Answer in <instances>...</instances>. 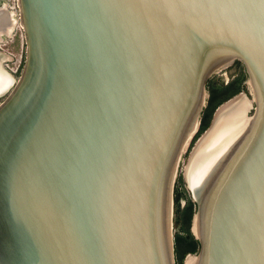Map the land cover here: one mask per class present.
<instances>
[{"label":"water","instance_id":"1","mask_svg":"<svg viewBox=\"0 0 264 264\" xmlns=\"http://www.w3.org/2000/svg\"><path fill=\"white\" fill-rule=\"evenodd\" d=\"M16 6L14 82L0 52V95L13 82L0 102V264H174L179 159L207 79L234 60L252 106L219 103L185 163L188 264H264V0Z\"/></svg>","mask_w":264,"mask_h":264},{"label":"rangeland","instance_id":"2","mask_svg":"<svg viewBox=\"0 0 264 264\" xmlns=\"http://www.w3.org/2000/svg\"><path fill=\"white\" fill-rule=\"evenodd\" d=\"M2 8H6L9 11L13 10V12H15L16 15L18 13L17 6H16V0H0V9ZM18 28L20 27L17 26L14 29L13 33L11 34H8V35L3 34L1 36L2 38L1 39L2 41L0 42V52L1 53L13 52V53H16L17 55V53L19 52V39H20L19 35L23 38L22 31L21 29H18ZM16 55L14 58H16ZM22 57L24 59V47L22 49ZM14 58H12L11 62L15 61ZM7 63H8L7 61H1V66L6 72L12 75V77L14 78L13 80L14 82L19 76L22 66L16 73H12L10 72L8 68H6L5 64ZM11 66L12 64L10 63L9 67ZM237 79H238V82H237ZM245 80H246V74L244 72L242 64L239 61L234 60L230 62L229 64L225 65V67L220 68L217 71H215L206 81L205 86H206L207 98H206L205 106L203 107L201 111L199 127L196 133L189 140L185 150L180 156L179 163L177 166L176 176L174 178V182L172 186L171 232L173 236L174 264H183V259L185 263L186 258L190 255L194 256L197 250L196 244H193L194 245L193 249L195 250L188 252L187 250H185L183 243L175 244L174 242L175 237L177 236L185 237L187 233L193 238V236L190 233V221H191V216L194 212L195 206H194L193 201L191 200L190 193L183 179V170H184L185 163L189 157V154L193 146L195 145L197 138L204 131V129H206L208 125L210 124L212 113L215 107L219 105V103L223 102L224 99H227L228 97L230 98L234 97L235 95L238 94L237 92L239 93L242 92V94H244L246 98L251 101V96L247 89ZM13 82L8 87V89L3 94L0 95V102L9 92L10 88L13 85ZM212 86H217L220 88V90L217 91L212 96H210L211 94L210 89ZM251 111L252 109L249 111V115ZM201 122L203 123L205 122L206 125L203 127L202 125H200ZM189 246L191 247V245Z\"/></svg>","mask_w":264,"mask_h":264},{"label":"bare ground","instance_id":"3","mask_svg":"<svg viewBox=\"0 0 264 264\" xmlns=\"http://www.w3.org/2000/svg\"><path fill=\"white\" fill-rule=\"evenodd\" d=\"M10 9V8H9ZM11 10V9H10ZM17 15L15 14V12L12 11H9L7 10L6 8H2L0 9V42L2 41L1 39V36L4 34V35H8V34H11L13 33L14 29L19 26L20 28L18 29H21L22 31V28L20 26V23H19V20L18 18L16 17ZM23 35V34H22ZM225 67V66H223ZM221 67V68H223ZM220 69V68H219ZM242 92H240L239 94L235 95L234 97L228 99L227 101L223 102L216 110L215 112L220 109L222 106H224L225 104H227L228 102H230L231 100H233L234 98H236L237 96L241 95ZM244 95V94H243ZM245 96V95H244ZM246 98V96H245ZM247 99V98H246ZM248 100V99H247ZM248 102L250 103V105L252 106V101L248 100ZM252 108H248V111H246L245 113V116H249V111L251 110ZM214 112V114H215ZM197 142V141H196ZM195 142V143H196ZM194 258V256H188L185 260V263L184 264H188L192 259Z\"/></svg>","mask_w":264,"mask_h":264},{"label":"built area","instance_id":"4","mask_svg":"<svg viewBox=\"0 0 264 264\" xmlns=\"http://www.w3.org/2000/svg\"><path fill=\"white\" fill-rule=\"evenodd\" d=\"M15 7V6H14ZM20 39H19V52L17 53H13V52H5L3 54L10 56L11 58H14L16 55V58H14L15 61L11 62L12 59L10 60H6L8 63L5 64L6 68H8L10 70V72L12 73H16L20 67L22 66L23 63V57H22V49L24 47V42H23V38L19 35ZM12 64L11 67H9V64Z\"/></svg>","mask_w":264,"mask_h":264},{"label":"trees","instance_id":"5","mask_svg":"<svg viewBox=\"0 0 264 264\" xmlns=\"http://www.w3.org/2000/svg\"><path fill=\"white\" fill-rule=\"evenodd\" d=\"M237 82H238V79H237ZM222 89V88H221ZM220 90V88L219 87H217V86H212L211 87V89H210V96H212L213 94H215L217 91H219ZM238 93V92H237ZM236 93V94H237ZM235 94V93H234ZM229 98V97H228ZM225 100V99H224ZM200 125H202L203 127L206 125V123L204 122H201V124ZM202 127V128H203ZM188 207V206H187ZM174 242H175V244L176 243H183V245H184V247H185V250H187L188 252L189 251H194L195 249H193L194 247V245L193 244H196V248H197V241L195 240V239H193L188 233H187V235L185 236V237H180V236H177V237H175L174 238ZM189 245H191V247L189 246Z\"/></svg>","mask_w":264,"mask_h":264}]
</instances>
